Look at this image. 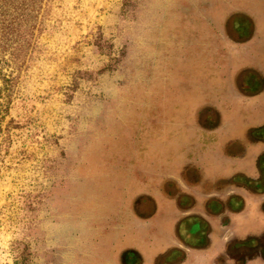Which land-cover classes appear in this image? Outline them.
Wrapping results in <instances>:
<instances>
[{
    "label": "rangeland",
    "instance_id": "1",
    "mask_svg": "<svg viewBox=\"0 0 264 264\" xmlns=\"http://www.w3.org/2000/svg\"><path fill=\"white\" fill-rule=\"evenodd\" d=\"M23 6L3 70L0 264H209L191 191L216 106L256 77L264 0Z\"/></svg>",
    "mask_w": 264,
    "mask_h": 264
},
{
    "label": "flooded vegetation",
    "instance_id": "2",
    "mask_svg": "<svg viewBox=\"0 0 264 264\" xmlns=\"http://www.w3.org/2000/svg\"><path fill=\"white\" fill-rule=\"evenodd\" d=\"M263 55L262 51L255 56L250 53L258 71L247 84L249 91L235 95L225 109L216 106L217 126L208 150L212 160L209 168L207 162L201 164L198 170L202 180L193 185L210 191L204 195L195 188L191 191L202 206L191 225L192 234H200L205 226L206 236H200L199 246H215L214 252L206 255L209 264H264ZM207 181L212 184L210 188ZM242 223L245 225L240 227ZM240 229L246 231L241 233Z\"/></svg>",
    "mask_w": 264,
    "mask_h": 264
},
{
    "label": "trees",
    "instance_id": "3",
    "mask_svg": "<svg viewBox=\"0 0 264 264\" xmlns=\"http://www.w3.org/2000/svg\"><path fill=\"white\" fill-rule=\"evenodd\" d=\"M25 9L23 0H0V80L3 83L0 87V114L9 107L10 92L14 83V72L4 73V65L11 63L12 60L17 61V53H19L18 51H12L10 59L6 58L7 48L12 46L11 42L8 45L7 40H11L12 32L19 31V21L13 19H17L20 14L22 15ZM14 42L16 46L12 47V50L21 48L22 44H20L21 41L17 35L13 40ZM3 118L4 115H0V131H2Z\"/></svg>",
    "mask_w": 264,
    "mask_h": 264
},
{
    "label": "crops",
    "instance_id": "4",
    "mask_svg": "<svg viewBox=\"0 0 264 264\" xmlns=\"http://www.w3.org/2000/svg\"><path fill=\"white\" fill-rule=\"evenodd\" d=\"M207 231V229H206V227L205 226H203L202 227V230H201V233H200V236H203L204 237V235L206 236V234H205V232ZM207 248H205V246H201V248H203V249H201V250H198V249H196L198 252H200V251H202V250H205L206 249V251L208 250V253H206V255H209L210 253H209V251L211 252V254L214 252V249H215V246L213 247V245H210V246H206ZM205 254H204V256H206ZM196 256H198V255H196ZM201 256V255H200ZM199 256V257H200Z\"/></svg>",
    "mask_w": 264,
    "mask_h": 264
}]
</instances>
